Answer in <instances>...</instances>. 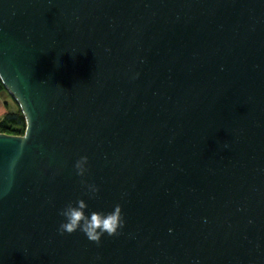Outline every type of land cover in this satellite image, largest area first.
<instances>
[{"label": "water", "instance_id": "obj_1", "mask_svg": "<svg viewBox=\"0 0 264 264\" xmlns=\"http://www.w3.org/2000/svg\"><path fill=\"white\" fill-rule=\"evenodd\" d=\"M0 81V264H264V0H0Z\"/></svg>", "mask_w": 264, "mask_h": 264}, {"label": "clouds", "instance_id": "obj_2", "mask_svg": "<svg viewBox=\"0 0 264 264\" xmlns=\"http://www.w3.org/2000/svg\"><path fill=\"white\" fill-rule=\"evenodd\" d=\"M87 164L88 158L86 156H81L75 162L74 168L77 176L81 178L85 176L88 171ZM80 183L85 187L89 198H94L99 192V188L95 184H89L84 179H81ZM87 207L88 205L83 199H78L75 204L68 202L60 209L58 214L64 219L59 225V234H72L79 230L97 246L100 245L101 237L105 234L109 237L121 234L120 230L124 228L125 220L119 204H116L111 212L92 211L89 215L85 214Z\"/></svg>", "mask_w": 264, "mask_h": 264}, {"label": "trees", "instance_id": "obj_3", "mask_svg": "<svg viewBox=\"0 0 264 264\" xmlns=\"http://www.w3.org/2000/svg\"><path fill=\"white\" fill-rule=\"evenodd\" d=\"M0 98H7L5 101L6 110L0 114V133L6 135H22L25 130V119L18 109L14 100L4 89L0 81Z\"/></svg>", "mask_w": 264, "mask_h": 264}, {"label": "rangeland", "instance_id": "obj_4", "mask_svg": "<svg viewBox=\"0 0 264 264\" xmlns=\"http://www.w3.org/2000/svg\"><path fill=\"white\" fill-rule=\"evenodd\" d=\"M8 100L7 98H0V114H3L6 110L5 101Z\"/></svg>", "mask_w": 264, "mask_h": 264}]
</instances>
